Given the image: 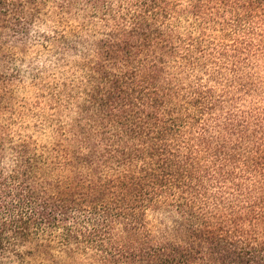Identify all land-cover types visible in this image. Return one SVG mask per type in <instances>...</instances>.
I'll return each instance as SVG.
<instances>
[{
	"label": "trees",
	"instance_id": "1",
	"mask_svg": "<svg viewBox=\"0 0 264 264\" xmlns=\"http://www.w3.org/2000/svg\"><path fill=\"white\" fill-rule=\"evenodd\" d=\"M0 264H264V0H0Z\"/></svg>",
	"mask_w": 264,
	"mask_h": 264
},
{
	"label": "rangeland",
	"instance_id": "2",
	"mask_svg": "<svg viewBox=\"0 0 264 264\" xmlns=\"http://www.w3.org/2000/svg\"><path fill=\"white\" fill-rule=\"evenodd\" d=\"M28 84H29V81L26 82V85H28ZM17 91H18L17 95L19 96V98L29 97V99H30L32 97V95H31L32 92H29V93L24 92V90H20L19 88Z\"/></svg>",
	"mask_w": 264,
	"mask_h": 264
}]
</instances>
